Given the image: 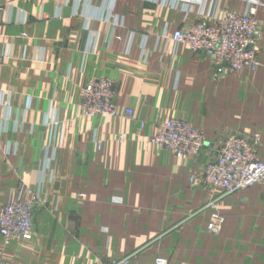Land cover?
<instances>
[{"label": "crops", "instance_id": "0c3cea01", "mask_svg": "<svg viewBox=\"0 0 264 264\" xmlns=\"http://www.w3.org/2000/svg\"><path fill=\"white\" fill-rule=\"evenodd\" d=\"M246 7L0 0V208L39 195L33 239L0 234V264H111L134 252L129 264H264V184L222 197L225 222L212 233L203 208L218 191L191 182L231 134H259L264 160V0L256 71L217 76L210 58L170 38ZM92 77L116 81L119 116L83 115ZM170 118L203 130L200 154L151 143Z\"/></svg>", "mask_w": 264, "mask_h": 264}, {"label": "built area", "instance_id": "2783aa9c", "mask_svg": "<svg viewBox=\"0 0 264 264\" xmlns=\"http://www.w3.org/2000/svg\"><path fill=\"white\" fill-rule=\"evenodd\" d=\"M245 1L247 7L243 12L228 10L215 23L199 20L189 27L174 31L170 38L175 44H187L193 52L210 58L217 76L242 69L256 71L260 67V40L263 35L257 12L263 0ZM108 17L110 20L111 15ZM116 96L115 80L106 77L90 80L81 88L83 115L119 116ZM133 113L130 107L124 110L126 116H132ZM150 141L169 149L176 158L182 159L200 154L207 143L203 130L179 118L158 122ZM261 141L259 134L227 136L215 159L204 166L199 176L191 177L192 183H200L209 190L218 191L207 206L211 210L208 223L210 232L218 233L224 225L225 217L218 210L222 197L257 183L264 184V160L259 159L257 154ZM38 196L27 200L14 198L0 208V234L6 240L33 239ZM133 258L135 254L113 260L111 264H129ZM155 264H169V260L160 257Z\"/></svg>", "mask_w": 264, "mask_h": 264}, {"label": "rangeland", "instance_id": "374dc122", "mask_svg": "<svg viewBox=\"0 0 264 264\" xmlns=\"http://www.w3.org/2000/svg\"><path fill=\"white\" fill-rule=\"evenodd\" d=\"M94 78H101V77H92V78H90L87 82H89L90 80H92V79H94ZM117 107H118V106H117ZM210 202H211V199L207 202L205 208H203L204 210L207 209V206L210 204ZM178 228H179V227H178ZM134 254H135V257H136V252H134V253H132V254H130V255H128V256H131V255H134ZM160 257H162V256H157V257L155 258V261L157 260V258H160ZM164 258H165V257H164Z\"/></svg>", "mask_w": 264, "mask_h": 264}]
</instances>
